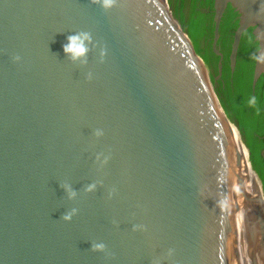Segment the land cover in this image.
Instances as JSON below:
<instances>
[{
  "label": "water",
  "instance_id": "1",
  "mask_svg": "<svg viewBox=\"0 0 264 264\" xmlns=\"http://www.w3.org/2000/svg\"><path fill=\"white\" fill-rule=\"evenodd\" d=\"M229 5L231 71L249 28L264 52V0H214L213 78L169 0H0V264H264V190L215 83ZM80 31L87 64L63 50Z\"/></svg>",
  "mask_w": 264,
  "mask_h": 264
},
{
  "label": "trees",
  "instance_id": "2",
  "mask_svg": "<svg viewBox=\"0 0 264 264\" xmlns=\"http://www.w3.org/2000/svg\"><path fill=\"white\" fill-rule=\"evenodd\" d=\"M174 14L181 20L195 48L207 65L218 71L220 56L212 47L214 37V0H169ZM238 26V13L229 5L224 13L218 44L224 55L223 77L227 86H219L218 93L223 106L239 127L243 141L250 151L253 169L260 177L264 190V75L252 88L253 71L258 49L252 28L243 33L238 50L235 71H231L229 55L234 31ZM255 103H250L252 98Z\"/></svg>",
  "mask_w": 264,
  "mask_h": 264
},
{
  "label": "clouds",
  "instance_id": "3",
  "mask_svg": "<svg viewBox=\"0 0 264 264\" xmlns=\"http://www.w3.org/2000/svg\"><path fill=\"white\" fill-rule=\"evenodd\" d=\"M92 3L94 4H100L104 9H109L113 7L117 0H92ZM67 43L63 45V50L68 58H70L73 62L80 61L83 64H87V56L89 51L91 50L89 45L93 42V36L88 31H80L79 33H75L72 35H69L67 37ZM105 55V52H101V56L103 57ZM16 60H20L19 56L15 57ZM254 59L264 63V52H261L259 56H254ZM88 78H92V74H88ZM250 103H255V98L253 97ZM96 135L100 134V130H96ZM65 185H63L64 187ZM94 187V185L90 186ZM90 188L88 190H90ZM235 192L239 193L240 188L239 186H234L233 189ZM74 195V193H73ZM219 204L222 209H226L228 207V200L227 198L224 200L219 201ZM76 211V209H73L72 212H68L63 215V219L70 221L73 217V213ZM93 250H99V251H105L106 245L104 243H93L92 244Z\"/></svg>",
  "mask_w": 264,
  "mask_h": 264
},
{
  "label": "bare ground",
  "instance_id": "4",
  "mask_svg": "<svg viewBox=\"0 0 264 264\" xmlns=\"http://www.w3.org/2000/svg\"><path fill=\"white\" fill-rule=\"evenodd\" d=\"M233 132H234L233 135L235 137V144H236L238 152L240 154V158H241L242 162L247 167V170L243 171V175H245V177H246V180H245L246 188H247L248 191H253L252 187H253V182L255 180V176H254V173L252 172V170L250 169V166H249L247 149L242 144V142H241V140L239 138L237 129L234 126H233ZM231 159H232V165H233V168H234V157L232 156Z\"/></svg>",
  "mask_w": 264,
  "mask_h": 264
},
{
  "label": "flooded vegetation",
  "instance_id": "5",
  "mask_svg": "<svg viewBox=\"0 0 264 264\" xmlns=\"http://www.w3.org/2000/svg\"><path fill=\"white\" fill-rule=\"evenodd\" d=\"M214 10V9H213ZM224 16V15H223ZM222 19H223V17H222ZM222 22V21H221ZM220 27H221V25H220ZM220 39V38H219ZM254 41L255 42H257L255 39H254ZM219 42V41H218ZM213 43V42H212ZM257 44H258V42H257ZM218 48L219 49H221V47H220V45L218 44ZM259 48V47H258ZM258 50V49H257ZM221 51V50H220ZM256 53H257V51H256ZM224 56V55H223ZM223 59H224V57H223ZM209 69H210V72H211V75H212V77L213 78H215V77H217V76H219V72L216 74L215 73V70H214V68H211V67H209ZM264 74H262L261 75V77H260V79L262 78V76H263ZM259 79V80H260ZM259 80H258V82H259ZM257 82V83H258ZM215 83H216V87H217V89L219 88V86H223V87H225V86H227V81L224 79V77H223V70H222V74H221V76L219 77V79L217 80V81H215ZM256 88V87H255ZM254 92H255V89L253 90ZM263 151H264V149H263ZM263 151H262V153H263ZM263 155H264V153H263ZM259 177V176H258ZM259 180L261 181V179H260V177H259ZM261 184H262V181H261ZM262 187H263V184H262Z\"/></svg>",
  "mask_w": 264,
  "mask_h": 264
},
{
  "label": "rangeland",
  "instance_id": "6",
  "mask_svg": "<svg viewBox=\"0 0 264 264\" xmlns=\"http://www.w3.org/2000/svg\"><path fill=\"white\" fill-rule=\"evenodd\" d=\"M243 139V138H242Z\"/></svg>",
  "mask_w": 264,
  "mask_h": 264
}]
</instances>
